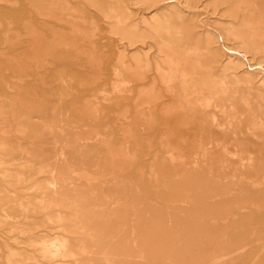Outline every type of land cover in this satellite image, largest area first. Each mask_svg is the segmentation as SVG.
Segmentation results:
<instances>
[{
  "label": "rangeland",
  "instance_id": "374dc122",
  "mask_svg": "<svg viewBox=\"0 0 264 264\" xmlns=\"http://www.w3.org/2000/svg\"><path fill=\"white\" fill-rule=\"evenodd\" d=\"M0 264H264V0H0Z\"/></svg>",
  "mask_w": 264,
  "mask_h": 264
}]
</instances>
